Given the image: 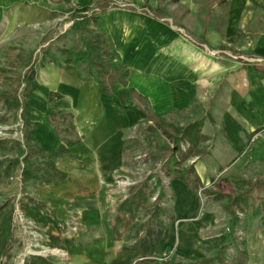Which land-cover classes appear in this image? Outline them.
<instances>
[{"label": "crops", "instance_id": "crops-1", "mask_svg": "<svg viewBox=\"0 0 264 264\" xmlns=\"http://www.w3.org/2000/svg\"><path fill=\"white\" fill-rule=\"evenodd\" d=\"M84 8L104 19L130 76L128 86L116 83L107 94L81 63L63 56L36 69L28 144L41 153L31 158L34 165L44 161L32 167L39 179L23 177L18 206L35 222L37 242L61 252L49 261L138 264L142 240L146 248L150 243L147 228L161 224L155 259L264 264V62L246 60L264 59V0H0V42ZM131 88L158 115L194 104L206 109L215 153L194 173L208 182L230 172L246 178L247 187L233 195L232 212L240 209L243 217L228 220L235 237L225 232L218 201L205 196L202 205L193 183L174 178L169 217L148 219L139 229L142 216L125 206L115 184L128 170L126 131L142 118Z\"/></svg>", "mask_w": 264, "mask_h": 264}, {"label": "rangeland", "instance_id": "rangeland-1", "mask_svg": "<svg viewBox=\"0 0 264 264\" xmlns=\"http://www.w3.org/2000/svg\"><path fill=\"white\" fill-rule=\"evenodd\" d=\"M67 11L64 10L59 19L52 20L39 28L22 30V35L0 42V207L5 205L7 209L14 208V234L6 250L0 247V264H27L33 256L52 260L61 254L58 249L42 246L39 242L30 250L27 249L28 236L16 218L15 211L26 192L22 173L25 163L23 159L29 148L26 140L29 127L25 123L26 117H22V109L18 110V120L14 119L15 112L11 110L12 102L5 104L2 97L5 96L11 101L13 97L18 96L24 103L27 97L25 83L22 80L31 67L38 70L44 59H60L64 49L87 50L89 35L85 33L83 27H74L75 23L82 20L83 13L74 12L67 16ZM90 39L95 44V38ZM246 60L251 59L246 58ZM80 70L97 79V67L90 65L87 61L81 63ZM129 97L127 94L124 100L131 101ZM160 116L162 127L156 124L155 120L148 119L143 111L142 118L127 129L125 150L128 170L125 175L115 181L124 196L125 206L136 212L139 211L142 216L139 229L147 225L148 219L153 218L154 221L156 217L162 219L169 217L172 206V195L169 193V186L173 179L171 169H175L177 174L185 178L190 177L199 198L202 196V205H205V196H207L209 200L219 202L220 205L216 208L226 212L223 220L241 219L244 212L240 209L232 212L235 207L233 195L247 187L244 176L230 172L223 178L213 176L209 182L198 180L196 183L195 173L188 174L189 169L195 170L199 161L215 153L214 141L211 140V135L214 134L213 125L205 128V124L210 120L206 115V109L199 104H194L191 108ZM188 129L191 130L190 134L194 135L200 131L202 140L194 148H190L191 144L186 140L180 142L179 149L174 148L172 144L174 135L184 136ZM254 138L255 134L250 138V142ZM180 151L186 155L185 158L181 156ZM173 154L179 161L177 164L170 163ZM42 161L44 160L37 158L35 168ZM229 221L225 226V232L235 237L236 233L233 232ZM232 251V247L228 244L224 247V252L229 254ZM162 257H160L161 260L159 259L160 262L171 263L170 258L166 260V256Z\"/></svg>", "mask_w": 264, "mask_h": 264}, {"label": "trees", "instance_id": "trees-1", "mask_svg": "<svg viewBox=\"0 0 264 264\" xmlns=\"http://www.w3.org/2000/svg\"><path fill=\"white\" fill-rule=\"evenodd\" d=\"M82 12H85L81 15L82 20L78 21L74 24L75 28L83 27L85 33L89 35L88 39V47L85 51H77L75 49H64L62 51V56L66 63H74L79 65L82 62H88L90 65H94L98 70V82L100 84L101 93H111L112 86L116 83H120L124 86H128V78L130 76V70L121 64L120 55L117 52L114 41L110 32L108 30L107 24L104 19L98 16L96 13H93L89 10V8L82 9ZM91 37L95 38V44L90 39ZM25 83V92L27 100L22 103L18 96L12 98L11 101L7 97H2V100L5 104L12 102L11 110L14 113V119L18 120V110L22 109V117H26L25 123L28 125V116H29V93L37 88L36 81V70L34 68H30V71L24 76L23 80ZM1 93V92H0ZM130 95L133 99L137 100L141 105L143 111L147 114L148 119H152L156 121V124L162 127V122L160 120L161 116L154 112L153 108L150 105L149 100L138 93L135 89H130ZM197 126V125H196ZM194 126V127H196ZM191 129V128H190ZM188 129L187 133L184 136L174 135L172 144L174 148L179 149V145L181 141H188L191 144L190 148H194L198 145V143L202 140V135L200 131H197L196 134H190L191 130ZM165 130L166 127H165ZM26 140L27 142L32 139V131L29 129L26 132ZM41 153L37 151L35 148H32L29 145L27 155L24 157V167H23V177H31L32 179H39L40 175L34 173L33 165L34 161L31 160L33 156H38ZM57 154L53 153V155ZM181 156L185 158L186 155L180 151ZM179 161L176 159V155L173 154L171 156L170 163L177 164ZM48 171L47 174L49 178L53 177L54 163L52 161H48ZM171 168V166H170ZM172 170V175L174 179H183L189 185H192L191 179L185 178L177 174L175 169ZM194 173V169L191 168L188 170V174L191 175ZM171 175V173L169 174ZM195 182H198V177L195 175ZM190 178V177H189ZM54 179V178H52ZM13 213L14 208L7 209V206L0 207V247L2 250H6L8 244L13 238ZM147 235L150 238V243L147 248L145 243H147V237H145L142 241L143 250H142V258L137 261L138 264H163L159 261V259H155L153 255V250L157 243L160 241L164 227L159 224L154 227L147 228ZM149 241V240H148ZM151 246V247H150ZM150 247V248H149ZM214 259H206L200 262H192V263H180V262H171L170 264H212ZM27 264H52L49 259L33 256L29 259Z\"/></svg>", "mask_w": 264, "mask_h": 264}, {"label": "built area", "instance_id": "built-area-1", "mask_svg": "<svg viewBox=\"0 0 264 264\" xmlns=\"http://www.w3.org/2000/svg\"><path fill=\"white\" fill-rule=\"evenodd\" d=\"M251 60L257 61V62H264L263 58H251ZM15 212H16L15 216L20 221V224L23 228L24 233L28 236V241L26 243V246H27V249L30 250L34 244L35 245L39 244L37 242V238L39 237L37 226L33 220L29 219L28 217H26L24 215V213L22 212V210L19 206L17 207ZM36 243H38V244H36ZM169 258H170V256L166 255V260ZM162 259H163V257H162Z\"/></svg>", "mask_w": 264, "mask_h": 264}]
</instances>
